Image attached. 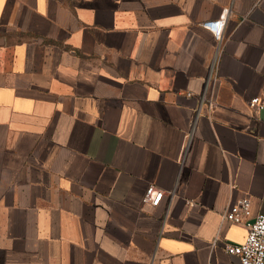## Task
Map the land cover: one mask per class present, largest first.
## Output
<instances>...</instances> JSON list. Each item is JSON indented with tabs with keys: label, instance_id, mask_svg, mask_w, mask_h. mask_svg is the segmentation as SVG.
<instances>
[{
	"label": "crops",
	"instance_id": "0c3cea01",
	"mask_svg": "<svg viewBox=\"0 0 264 264\" xmlns=\"http://www.w3.org/2000/svg\"><path fill=\"white\" fill-rule=\"evenodd\" d=\"M263 95L264 0H0V264H242Z\"/></svg>",
	"mask_w": 264,
	"mask_h": 264
},
{
	"label": "built area",
	"instance_id": "2783aa9c",
	"mask_svg": "<svg viewBox=\"0 0 264 264\" xmlns=\"http://www.w3.org/2000/svg\"><path fill=\"white\" fill-rule=\"evenodd\" d=\"M227 22V12L218 20L204 22L205 29L212 32L217 40H222ZM250 106L260 112L264 109V95L251 99ZM164 197V192L151 186L145 196V202L158 206ZM252 200L242 198L231 204L223 217L228 222L244 226L248 230L247 237L242 243H232L226 246L229 255L237 256L242 264H264V214L252 217Z\"/></svg>",
	"mask_w": 264,
	"mask_h": 264
}]
</instances>
